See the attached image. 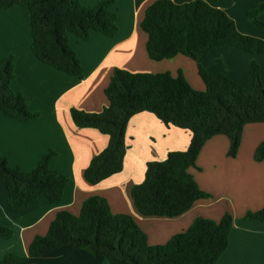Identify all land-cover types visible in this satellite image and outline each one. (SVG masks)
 <instances>
[{"label":"trees","instance_id":"16d2710c","mask_svg":"<svg viewBox=\"0 0 264 264\" xmlns=\"http://www.w3.org/2000/svg\"><path fill=\"white\" fill-rule=\"evenodd\" d=\"M116 0H102L87 6L79 0H0L1 9L21 5L30 10L36 57L43 63L71 76H81L82 63L69 41V34L88 41L92 31L108 37L119 31ZM264 0L247 11L254 25L264 30ZM147 34L150 59L162 61L184 55L197 63L205 90L195 89L185 73L132 72L116 68L105 96L109 105L100 112L71 109L79 128H95L109 136L107 147L85 169L91 185H98L124 169L128 150L126 134L133 116L153 113L163 124L188 131L185 150L170 151L165 160L147 163L145 179L131 191L137 211L146 217H179L197 202L212 195L199 186L191 168L206 143L224 135L230 141L228 155L236 157L248 124H264V83L260 65L253 61L250 74L255 85L248 89L226 74H214L203 63L210 50L231 46L245 52L264 53V40L241 33L236 22L223 9L205 0L178 4L153 0L140 22ZM14 55L0 56V110L8 117L28 121L40 116L32 111L27 97L14 91ZM54 150L35 169L23 171L11 166L0 151V181L8 192L11 212L17 213L46 198L59 205L69 178L51 166ZM254 158L264 160V140ZM245 219L264 220V207L249 211ZM234 216L226 212L220 220L198 217L184 232L166 244L152 245L137 220L116 214L106 198L88 197L79 214L61 210L45 235H37L26 256L7 252L0 264H215L229 246ZM14 229L0 223V239H11Z\"/></svg>","mask_w":264,"mask_h":264},{"label":"crops","instance_id":"0c3cea01","mask_svg":"<svg viewBox=\"0 0 264 264\" xmlns=\"http://www.w3.org/2000/svg\"><path fill=\"white\" fill-rule=\"evenodd\" d=\"M95 6L102 0H79ZM153 0H116L112 9L118 13L119 31L108 37L92 31L85 41L69 34L71 46L83 66L81 76H71L42 61L33 52L31 13L24 6L0 8V56L14 55L16 78L14 91L22 92L38 118L21 121L0 110V151L11 166L23 171L36 168L50 150L56 155L51 166L66 175L69 182L59 205L46 198L23 209L11 212L6 186L0 181V223L14 229L11 239H0V260L7 252L26 256L37 235H45L61 210L79 214L84 201L92 195L107 199L116 214L133 216L152 245L166 244L173 236L186 231L198 217L220 220L226 212L234 216L229 246L215 264H264V220L245 219L249 211L264 207V160L257 162L254 153L264 140V125L245 126L236 157L228 155L230 141L224 135L210 139L201 151L192 174L201 189L211 198L197 202L188 212L175 217H146L134 206L132 188L145 179L147 163L165 160L170 151L185 150L191 135L188 131L163 124L153 113L133 116L126 134L128 150L124 169L98 185H91L84 176L91 160L109 143V136L95 128L75 125L71 109L100 112L109 105L105 89L116 68L132 72H166L177 74L181 69L197 90L206 86L198 74L197 63L182 54L172 59L154 61L149 58L147 34L141 29L147 5ZM182 4L193 0H172ZM223 9L236 22L241 33L264 40V30L243 21L242 16L261 0H205ZM264 19V14L261 16ZM260 65L264 83V53H248L231 46L210 50L203 60L214 74H226L250 89L255 81L250 74L252 62ZM103 264H109L107 261Z\"/></svg>","mask_w":264,"mask_h":264},{"label":"rangeland","instance_id":"374dc122","mask_svg":"<svg viewBox=\"0 0 264 264\" xmlns=\"http://www.w3.org/2000/svg\"><path fill=\"white\" fill-rule=\"evenodd\" d=\"M242 18H243V19H242L243 21H246V20H247L249 23H252V24H253V22L248 18V16H247V12H246L245 14H243ZM262 19H263V18H262ZM260 125H264V124H260ZM193 168H196V169H197V168H199V167H198V165H197L196 167H193ZM193 168H191V171H193ZM199 169H200V168H199Z\"/></svg>","mask_w":264,"mask_h":264}]
</instances>
